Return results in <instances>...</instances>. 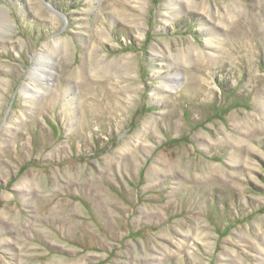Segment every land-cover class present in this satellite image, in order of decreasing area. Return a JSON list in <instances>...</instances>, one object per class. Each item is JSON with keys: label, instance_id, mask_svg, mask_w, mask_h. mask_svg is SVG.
<instances>
[{"label": "rangeland", "instance_id": "374dc122", "mask_svg": "<svg viewBox=\"0 0 264 264\" xmlns=\"http://www.w3.org/2000/svg\"><path fill=\"white\" fill-rule=\"evenodd\" d=\"M0 7V264H264V0Z\"/></svg>", "mask_w": 264, "mask_h": 264}, {"label": "bare ground", "instance_id": "6f19581e", "mask_svg": "<svg viewBox=\"0 0 264 264\" xmlns=\"http://www.w3.org/2000/svg\"><path fill=\"white\" fill-rule=\"evenodd\" d=\"M8 25V19L4 13V10L0 7V28L1 29H5V26L7 27ZM65 49H66V46H65ZM47 57L48 55L44 52V51H40L37 55V58L35 60V63L33 65V68L31 70V73L29 75L30 79H31V83H30V86H34V83L36 82V78L38 77L39 75V68H40V64H44V63H41V62H44V60H47ZM50 77V75H49ZM33 94L36 93V91H32Z\"/></svg>", "mask_w": 264, "mask_h": 264}]
</instances>
